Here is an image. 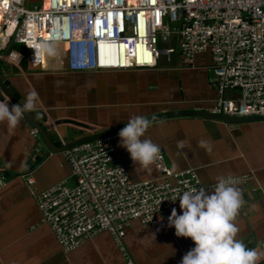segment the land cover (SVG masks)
I'll return each mask as SVG.
<instances>
[{
    "label": "crops",
    "instance_id": "0c3cea01",
    "mask_svg": "<svg viewBox=\"0 0 264 264\" xmlns=\"http://www.w3.org/2000/svg\"><path fill=\"white\" fill-rule=\"evenodd\" d=\"M41 5L30 0V5ZM167 48L171 56L158 59L154 69L71 73L66 45L55 44L45 63L35 66L22 46L21 67L0 60V73L7 77L15 97L22 103L27 92L38 93L36 112L42 126H51L55 144L65 145L86 129L69 122H81L113 129L128 123L131 116L151 119L175 112L212 108L219 93L215 84L212 55L201 54L193 67H184L178 36H172ZM162 51V50H161ZM240 92H228V99ZM0 101L14 103L0 88ZM60 123L57 127L54 124ZM23 116L15 128L0 122V175L6 185L0 189V264H180L183 255L194 247L191 238L177 237L162 216L155 225L131 222L123 243L101 233L67 254L57 243L51 228L43 222L37 193L60 183L75 186L76 180L65 154H53L39 162L45 150L42 138ZM37 130V129H36ZM39 132V131H38ZM143 139L159 145L169 167L185 171L196 169L204 184L218 179L241 178L236 183L243 204L233 223L236 239L259 251L264 259V121L229 125L201 118H170L150 124ZM208 141L211 152L201 147ZM183 142L184 146L179 147ZM115 157L136 183L158 181L154 163L149 170L135 165L128 151L113 142ZM33 174L31 186L25 175ZM35 192V193H34ZM181 213L180 201L171 206Z\"/></svg>",
    "mask_w": 264,
    "mask_h": 264
},
{
    "label": "built area",
    "instance_id": "2783aa9c",
    "mask_svg": "<svg viewBox=\"0 0 264 264\" xmlns=\"http://www.w3.org/2000/svg\"><path fill=\"white\" fill-rule=\"evenodd\" d=\"M45 3L0 0L1 61L21 67L25 55L14 47L22 46L30 61L41 66L46 54L35 57L36 49L64 44L71 73L152 68L159 57L171 56L170 50H159L160 43L178 36L184 67H193L196 58L208 52L220 94L242 89V98H218L207 110L210 114L237 118L264 114V0H49L48 7ZM228 5L231 17L241 20L234 29L223 17ZM141 41L149 49L136 57L132 50ZM239 79L243 86H236ZM32 134L39 132L34 129ZM116 137L65 153L76 187L60 183L34 195L43 222L66 252L101 233L122 244L131 222L155 225L162 216L168 224L167 213L183 192L215 188L202 185L192 171L170 168L161 153L155 166L163 181L133 183L115 157ZM23 177L29 185L35 183L33 174ZM6 184L0 175V189Z\"/></svg>",
    "mask_w": 264,
    "mask_h": 264
},
{
    "label": "clouds",
    "instance_id": "9594fccd",
    "mask_svg": "<svg viewBox=\"0 0 264 264\" xmlns=\"http://www.w3.org/2000/svg\"><path fill=\"white\" fill-rule=\"evenodd\" d=\"M50 46L36 49L35 57L52 55ZM102 72V71H101ZM38 93L29 91L23 102L9 106L0 101V122L7 121L15 128L23 116L36 111ZM150 121L143 116H131L128 123L118 132L120 146L125 148L135 165L149 170L160 153V147L149 139H143ZM201 147L211 152L208 141L201 140ZM184 143L180 142L179 147ZM181 213L175 208L168 217L169 227L175 228L177 237L191 238L194 247L187 251L180 264H257L255 249L248 248L236 239L238 228L233 220L243 204L242 193L231 178L218 179L213 191L189 190L179 197Z\"/></svg>",
    "mask_w": 264,
    "mask_h": 264
},
{
    "label": "water",
    "instance_id": "95a60500",
    "mask_svg": "<svg viewBox=\"0 0 264 264\" xmlns=\"http://www.w3.org/2000/svg\"><path fill=\"white\" fill-rule=\"evenodd\" d=\"M40 3H42V0H39ZM68 61V59L66 60ZM0 88L4 92V94L14 103V104H20L21 102L15 97V92L11 88V83L8 81L7 77L2 75L0 73ZM202 110V111H188V112H175L171 114H164L160 116H156L154 118L148 119L150 121V124L154 122H159L162 120H167L170 118H181V117H187V118H201L208 121H214V122H221L224 124H231V125H240L250 122H259L263 121L264 118H237V117H230L225 115H212L208 111ZM24 117L28 120V122L39 131L38 136L42 138L43 145L45 147V150L40 153L38 161H45L47 157H49L52 154H59L63 153L65 151L71 150L74 147H77L79 145L93 142L95 140L109 137L112 135H118V132L126 125L116 126L113 129H99L96 126L81 123V122H69V124H73L78 129H86L85 133H82L80 136H75L69 140V142L65 145L58 146L55 144V138L51 134L49 130H51L52 125L49 126H42L39 123L40 117L36 112H28L24 115ZM55 126H59L60 123H55ZM264 264V262L262 263Z\"/></svg>",
    "mask_w": 264,
    "mask_h": 264
},
{
    "label": "bare ground",
    "instance_id": "6f19581e",
    "mask_svg": "<svg viewBox=\"0 0 264 264\" xmlns=\"http://www.w3.org/2000/svg\"><path fill=\"white\" fill-rule=\"evenodd\" d=\"M48 1L49 0H46V3H45V6L46 7H48ZM228 10L226 11V13L224 14V16L223 17H225L226 18V20H227V24H229L230 25V28L231 29H234L233 28V26L234 25H239L240 24V22H241V20H240V17L238 16V15H235L234 17H231L232 16V10H231V8H232V5H228L227 7H226ZM243 28H245V29H247V24L246 23H244L243 24ZM148 50L149 49V46H148V44L145 42V41H141L139 44H138V46L137 47H134L133 48V52L135 53V55H136V57H139V56H141V54L143 53V51L144 50ZM105 52L106 53H108V54H112L110 51H108V50H105ZM208 52H205V53H203V54H207ZM46 62V61H45ZM157 66H158V61H157V64H156V66L155 67H152V68H141V69H154V68H157ZM213 67H214V65H213ZM252 68H255V65H253L252 66ZM133 69H137V68H135V67H130V68H127V69H115V68H108V69H106V71H128V70H133ZM239 73L237 72V75H238ZM213 83L215 84V86H216V88H217V91H218V93H219V97L218 98H220V97H222V98H224V99H228V97H226V95H227V93L228 92H240V95H239V97L240 98H242V96H243V92H242V89L241 88H235V89H231V90H226V91H224V93H223V95H221L220 94V90H219V85H218V80H217V77L214 75V79H213ZM244 85V81L242 80V79H239L238 81H237V84H236V86H243ZM203 110V109H202ZM202 110H198V111H202ZM197 111V110H196ZM264 114H262V113H260V114H256V115H254V116H252V117H247L246 119H251V118H264V116H263ZM240 118H245V117H240ZM264 121V120H263ZM63 146V145H62ZM67 151H65V152H63L64 154L66 153ZM160 153L161 154H163L164 155V153L162 152V151H160ZM53 155V154H52ZM66 157V156H65ZM165 157V156H164ZM67 160V159H66ZM166 160V159H165ZM68 162V161H67ZM167 163V162H166ZM68 164H69V162H68ZM121 164V163H120ZM70 165V164H69ZM122 165V164H121ZM154 165H155V162H154ZM168 165V164H167ZM123 166V165H122ZM169 166V165H168ZM71 167V166H70ZM124 167V166H123ZM155 168H156V166H155ZM171 168V167H170ZM124 169L126 170V168L124 167ZM173 169V168H172ZM71 170H72V167H71ZM156 170L158 171V173L160 174V179L158 180V181H147V182H153V183H157V184H159V183H161L163 180H162V174L159 172V170L156 168ZM176 171H178V170H176ZM185 171H192V172H194L196 175H197V177H198V179L200 180V177H199V175H198V173H197V171H196V169L194 170V169H189V170H185ZM179 172H184V171H179ZM126 173H127V175H128V177H129V179L131 180V178H130V176H129V174H128V172H127V170H126ZM72 174H73V171H72ZM73 177L75 178V180H76V185H77V179H76V177L73 175ZM233 181H234V184H236V183H240V182H243L244 180H246V178L245 177H241V178H234V179H232ZM132 181V180H131ZM133 183H135V184H140V183H144V182H140V183H136V182H134V181H132ZM200 182L202 183V185H204V186H211V185H215L216 186V183H212V184H204L201 180H200ZM66 185H67V183H65ZM76 185L75 186H70V185H68L69 187H76ZM214 189H212V190H210V191H208V192H211V191H213ZM178 202V201H177ZM175 204V203H174ZM173 205V204H172ZM39 207V206H38ZM55 236V235H54ZM56 239V238H55ZM57 241V240H56ZM58 243V242H57ZM59 244V243H58ZM60 245V244H59ZM61 247V246H60ZM62 248V247H61ZM62 250L65 252V253H67V254H69V253H71V252H73V251H75V250H73V251H71V252H66L63 248H62ZM258 252V255H259V259H258V261H257V264H262L263 262H264V259H263V261H262V257H261V254L259 253V251H257Z\"/></svg>",
    "mask_w": 264,
    "mask_h": 264
},
{
    "label": "rangeland",
    "instance_id": "374dc122",
    "mask_svg": "<svg viewBox=\"0 0 264 264\" xmlns=\"http://www.w3.org/2000/svg\"><path fill=\"white\" fill-rule=\"evenodd\" d=\"M170 45H171V43H169V42H167V43H165V42H161V43H160V46H159V50L164 51V50L167 49ZM165 59H167V57L163 55L162 58H161V60L164 61Z\"/></svg>",
    "mask_w": 264,
    "mask_h": 264
}]
</instances>
